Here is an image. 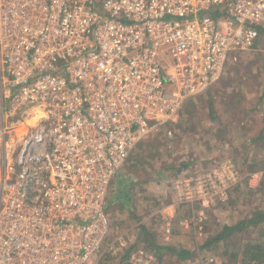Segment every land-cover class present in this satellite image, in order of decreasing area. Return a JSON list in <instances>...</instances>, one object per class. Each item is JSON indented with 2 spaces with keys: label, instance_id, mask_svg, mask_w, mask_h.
<instances>
[{
  "label": "built area",
  "instance_id": "2783aa9c",
  "mask_svg": "<svg viewBox=\"0 0 264 264\" xmlns=\"http://www.w3.org/2000/svg\"><path fill=\"white\" fill-rule=\"evenodd\" d=\"M259 50L264 0H0V264H100L130 153Z\"/></svg>",
  "mask_w": 264,
  "mask_h": 264
},
{
  "label": "rangeland",
  "instance_id": "374dc122",
  "mask_svg": "<svg viewBox=\"0 0 264 264\" xmlns=\"http://www.w3.org/2000/svg\"><path fill=\"white\" fill-rule=\"evenodd\" d=\"M207 90L191 106L183 105L174 122L139 142L113 178L100 262L115 261L105 258L113 246L118 257L126 249L152 257L136 264H227L228 255L235 264H256L233 256L238 241L264 238L252 225L218 248L203 244L223 225H235L264 205V171L249 160L256 149L264 150V51L239 53ZM184 189L191 193H180ZM119 237L124 246L118 250ZM161 240L191 255L179 262L169 251L150 248Z\"/></svg>",
  "mask_w": 264,
  "mask_h": 264
},
{
  "label": "trees",
  "instance_id": "16d2710c",
  "mask_svg": "<svg viewBox=\"0 0 264 264\" xmlns=\"http://www.w3.org/2000/svg\"><path fill=\"white\" fill-rule=\"evenodd\" d=\"M203 93L207 94L208 90H205L201 94ZM201 94L191 97L185 102L184 105L190 104L189 106H191V101L199 100L201 98ZM210 109H211V105H210ZM260 151L263 153L261 156H258V153H260ZM251 158H254V159H249V158L248 159L250 161L257 160L258 164L261 165L260 169L264 171V150H260V148L256 149L255 156ZM249 163L251 164V162ZM120 190H119V193H120ZM124 195L127 196L126 191H124ZM114 199H120L119 195H115ZM262 200L264 202V195L262 197ZM251 225L254 227L256 232H261L262 235H264V229H261L262 227H264V205L261 208L255 209L249 214L247 213L245 217H242L241 219H239V221L235 225H232V226L223 225V227H221V230L218 231L216 234L209 235L204 239L203 246L210 247L211 245H214V249L218 248L220 241H222L223 239L229 238V237H238L240 233L244 232L246 228ZM141 228L145 233L148 232V230L144 226H142ZM238 243L239 244L234 249L235 251H233V256L239 257V255L241 254V257L239 258L243 259L244 263L264 264V238L262 236H260L259 239L246 240L244 242L238 241ZM150 245H152L151 247L149 246L150 248L160 251V253L163 252L164 250L169 251L170 253L174 254V256H176L179 262L183 260L184 258H187L188 256L191 255V251L187 250L186 248L176 247L173 245L166 244L163 242V240L155 241ZM108 253L110 254L109 251ZM130 253H131V250L126 249L124 250L123 255H121L120 257H118L120 254L118 253V255L110 254L111 256H108L107 254L105 258L107 261H108V258H114L115 261L114 260L112 261L113 264H118V263L119 264H129L128 259H129ZM231 259H232V256L228 255L229 261L227 260L228 261L227 264H235V261H236L235 258L232 260ZM99 263L107 264V263H102L100 261Z\"/></svg>",
  "mask_w": 264,
  "mask_h": 264
},
{
  "label": "crops",
  "instance_id": "0c3cea01",
  "mask_svg": "<svg viewBox=\"0 0 264 264\" xmlns=\"http://www.w3.org/2000/svg\"><path fill=\"white\" fill-rule=\"evenodd\" d=\"M131 255V254H130ZM174 255V254H173ZM130 257V256H129ZM154 259V258H153ZM128 263L130 264V262H129V259H128Z\"/></svg>",
  "mask_w": 264,
  "mask_h": 264
}]
</instances>
